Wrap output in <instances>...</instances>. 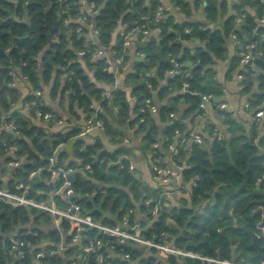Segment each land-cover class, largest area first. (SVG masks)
Listing matches in <instances>:
<instances>
[{"label":"trees","instance_id":"16d2710c","mask_svg":"<svg viewBox=\"0 0 264 264\" xmlns=\"http://www.w3.org/2000/svg\"><path fill=\"white\" fill-rule=\"evenodd\" d=\"M81 1L97 11L83 19ZM164 5L178 10H165L156 20V10ZM197 12L202 13L200 20L191 18ZM261 19L264 0H0V188L23 191L15 187L22 182L29 197L49 202L52 185L57 189L60 184L59 179L51 184L49 158L54 156L57 164L73 169L76 200L94 220L116 226L126 216L129 224L138 223L145 239L219 260L260 264L263 258L250 245L249 231L259 235L264 255V235L256 228L264 222L257 209L264 207V181H258L264 173L262 122L251 118L246 128L227 107H219L226 97L214 65L226 58V38L235 35L237 51L225 78L241 76L239 93L246 96V110L254 113L262 106ZM144 23L159 32L139 33L138 45L129 54L123 50L121 29ZM92 28L97 31L93 37ZM97 48L112 58L123 56L129 66L115 76L105 69L108 58L98 56ZM244 52L250 54L247 62H241ZM171 58L183 64L177 73H169L174 68ZM118 76H123L122 85H116ZM255 82L258 88L253 90ZM45 89L50 101H58L69 115L101 120V136L87 142L90 131L81 134L84 126L72 125L69 117L54 110ZM107 91L109 97L104 96ZM208 94L223 129L209 118V106H200ZM46 112L53 115L49 120L43 117ZM197 119L201 131L192 127ZM5 123L16 129L5 128ZM192 131L201 134V142L193 140ZM172 146L177 148L173 156ZM134 148L151 163L159 159L165 166L162 150H169L184 187L130 168ZM13 157L21 164L5 178ZM178 188L182 194L176 193ZM53 199L65 205L61 194ZM54 219L48 211L0 199V264H71L83 243L71 242L67 219L59 228ZM86 231L106 242L100 252L107 259L128 253L126 264H216L191 256H162L153 247L131 240L120 243L94 227ZM61 241L67 248L56 250ZM18 243H23L22 256L13 248ZM40 250L45 253L41 258L36 256ZM95 258L89 254L88 264H96Z\"/></svg>","mask_w":264,"mask_h":264},{"label":"built area","instance_id":"2783aa9c","mask_svg":"<svg viewBox=\"0 0 264 264\" xmlns=\"http://www.w3.org/2000/svg\"><path fill=\"white\" fill-rule=\"evenodd\" d=\"M81 10L83 11V19L86 18L87 14H93L97 10L94 9L92 6H86L84 1H81ZM165 10H178V6H159L155 13L156 20L160 19L163 16V12ZM261 22L264 23V19H261ZM123 26L121 29V33L123 36V50L129 51V49L134 48L137 46L138 42L136 40L137 35L139 33H142L144 36H149L152 34L151 28L147 26L146 23L139 25L135 24L129 29ZM159 32L158 28H155ZM96 30L92 28L91 34L95 35ZM234 40H237L235 35H232ZM93 43H95V40H92ZM253 45H250L252 47ZM83 52H79V54H82ZM96 54L98 56H105L107 57V66L105 69H107L109 72H112L115 76L119 73V68L124 67L123 63V56L112 58L109 57L107 52L102 48H97ZM141 56L142 53L138 52ZM250 60V54L248 52H244L242 54L241 62H247ZM171 61L174 64V68L170 70V74L177 73L180 70V67H182V63L178 62L175 58H171ZM238 77L241 78L239 75ZM105 97L110 96V91H107L104 93ZM211 95H203L202 96V102L200 103L201 107H207L209 106ZM146 102H150V99H146ZM220 108H226L227 103L222 101L219 103ZM244 108H249V104L245 102ZM150 110L152 112L156 111V106L154 104L150 105ZM39 115L42 113L38 112ZM251 118L258 121V122H264V104L257 108L254 113H251ZM51 112H46L43 114V117L45 120H49L52 118ZM61 122V120H59ZM103 123L101 120L90 118L87 120L83 130L81 131V134H85L89 131H91L94 127H102ZM202 127L203 124H200ZM5 128L15 130L16 126L11 123H5ZM191 136L193 140L201 142L202 136L199 132L192 131ZM172 152L171 156L177 153V148L175 146H172ZM15 149L14 146L9 147V151L13 152ZM50 162V174H51V180L52 182L55 180H60V184L57 189H53V193L50 197L49 202L45 201H39L34 198H31L27 195V188H24L22 182L16 183L15 187L17 189L23 188V191L14 192L9 190L6 187L0 188V199H3L11 204L14 205H25V206H32L40 210L48 211L54 216V224L56 227H60V224L63 219H67L70 223L69 228V234L71 235V242L72 243H80L83 244L79 245V248L81 250V253L72 259L71 264H88V255L94 254L95 255V261L96 264H126L125 260L127 261L129 259L128 253H123L120 255V259L114 260V259H107L102 252H100L101 247L106 245V242H103V239L99 236L90 237L87 233V229L89 228H97L102 233H105L107 235H113L116 237L117 241L120 243H125L128 240H131L139 245H145L147 247H153L155 248L160 254L168 255V254H174V255H184V256H191L200 258L202 260H205L207 262H212L216 264H249V263H236L234 261L230 260H219L212 257H206L201 256L196 253H192L190 251H185L180 248L175 247L171 243H160L155 240L151 239H145L140 235V228L138 223L129 224L127 221L126 216L123 217V220L120 225L116 226H109L106 224H102L92 218V216L85 212L82 208V205L76 200V191L73 186L72 179L70 178V175L73 171L70 167H65L63 165L57 164L55 161L54 156H51L49 158ZM21 161L15 157H13L9 162L8 165L12 168H15L17 166H20ZM153 176L156 179H160L163 182H168L172 176L174 175V169L169 166L163 165L159 159H156L154 162L151 163ZM130 168H134V165L131 163ZM85 168L90 169V165L86 164ZM34 172H31L30 176H32ZM258 181H264V173L258 178ZM57 194H61L63 200H65L64 206H58L54 202V196ZM257 209L260 210L261 216L264 219V207L263 205H258ZM132 211V210H130ZM156 211V208L154 209L153 213ZM256 228L258 229L259 233L264 235V222L263 220L257 223ZM23 245V243H18L14 245L15 253L18 256L23 255V250L20 249V247ZM67 246L63 241H61L57 247L56 250H63L66 249ZM44 251L40 250L36 253V256L41 258L44 256ZM260 264H264V258L261 261Z\"/></svg>","mask_w":264,"mask_h":264},{"label":"crops","instance_id":"0c3cea01","mask_svg":"<svg viewBox=\"0 0 264 264\" xmlns=\"http://www.w3.org/2000/svg\"><path fill=\"white\" fill-rule=\"evenodd\" d=\"M229 12H231V10ZM202 17L203 16H202L201 12L193 13L191 16V18L198 19V20H200ZM222 20H223V18L218 19L217 24L220 25L222 23ZM157 32L158 31L155 30V28H154L152 31V34H156ZM191 45H195V44L192 43ZM225 45L227 48L226 58L218 60L216 62V64L214 65V68L216 70V78L219 82L222 83V85L224 87L226 100H223V101L227 103V108L229 109V111H231L233 113V116L235 118H237L238 120L243 122V124L246 126V128H248V126L251 122V114H250V111H248L244 108V104L247 100L246 96L240 95V93H239V90H240L239 77L237 76V74H234L230 79L225 78V72L229 66V61H230L231 57L236 54V51H237L236 50V42L232 36L226 38ZM132 52H134V48L129 49V54ZM124 66L127 68L129 66V64L128 65L125 64ZM122 79H123V76H118V79H116V85L117 84L122 85L123 84ZM23 84H24L23 81L22 82L20 81L19 85L23 87ZM257 85H258V83L255 82L253 90H256L258 88ZM44 96H45V99L48 102V104H50L54 108V110L60 112L64 118L69 117V120H70L72 125L85 126L88 119L86 120V118L84 117V114H81V117H79V118L75 117L74 115H69V113H68V111H66V109L59 106L58 101H53V102L50 101V99L47 97L46 89L44 91ZM97 106H98V104L96 103V107ZM75 110L77 112L81 113L80 109H75ZM22 111L24 113L28 112V106H23ZM207 112H208L209 118L213 119L216 122V128L223 129L224 128L223 123L219 119L218 115L215 113V110H214V108H212L211 105H209ZM64 118H62V119L60 118L62 120V122L66 121ZM260 125H261L260 126V133H264V122H262ZM192 127H195L194 130H196V131H201L200 120L197 119V123ZM56 128H57V126L54 127V129H56ZM95 136H101V131L97 127H94L89 132V134H87L85 136V140L87 142H91L94 140ZM127 138H128V136H127ZM131 142L137 143V141L135 139H133ZM68 144H66V148H67ZM107 145H108V147L113 146V144L112 143L109 144V142H107ZM70 149H68V150H70ZM162 162L165 163L167 166L172 167L174 169V175L172 176V179L169 182H173V183L177 184L179 186V188L184 187V185H182V180L180 177V169L178 167H174V165L172 164V159L170 157V151L169 150H162ZM131 163L134 165V169L138 168L142 172L143 176H147L149 179H153V180L156 179L153 176L151 162L148 161L145 158V156L142 153H140V150L137 148L133 149V156L131 157ZM9 170L12 172L13 168L10 167L9 165H7L5 173H4L5 178H6V176L9 175ZM52 183L53 182L51 180V184ZM53 189H54V187L52 185L51 190H53ZM181 192H182L181 190L176 191L177 194H182ZM52 193H53V191H51L49 197H51ZM156 252L159 255L166 256V255L160 254L158 251H156Z\"/></svg>","mask_w":264,"mask_h":264},{"label":"water","instance_id":"95a60500","mask_svg":"<svg viewBox=\"0 0 264 264\" xmlns=\"http://www.w3.org/2000/svg\"><path fill=\"white\" fill-rule=\"evenodd\" d=\"M57 29V23L53 26V27H50L49 30H50V33L55 31ZM50 33L47 35V38L48 40L50 41L51 38H50ZM159 55L161 57V50L159 49ZM162 60V58H161ZM72 144H73V141H70L67 148L70 149L72 147ZM250 234H251V243L250 245L254 248H256L257 252H258V255H260L262 258H264V255L262 254V246L259 244V235L254 232V231H249ZM234 259V255L232 257Z\"/></svg>","mask_w":264,"mask_h":264},{"label":"rangeland","instance_id":"374dc122","mask_svg":"<svg viewBox=\"0 0 264 264\" xmlns=\"http://www.w3.org/2000/svg\"><path fill=\"white\" fill-rule=\"evenodd\" d=\"M171 179H172V178H171ZM171 179H170V180H171ZM170 180H169V181H170ZM176 186H178V185L176 184ZM178 190H179V188H178Z\"/></svg>","mask_w":264,"mask_h":264}]
</instances>
